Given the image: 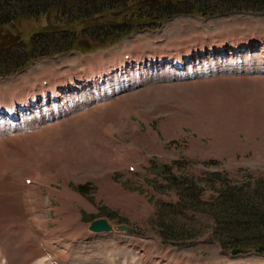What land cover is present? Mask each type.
<instances>
[{"label":"rangeland","instance_id":"rangeland-1","mask_svg":"<svg viewBox=\"0 0 264 264\" xmlns=\"http://www.w3.org/2000/svg\"><path fill=\"white\" fill-rule=\"evenodd\" d=\"M145 7L136 2L131 11L160 12ZM168 10L164 19L128 34L114 24L107 32L118 39L103 51L78 53L75 46L97 47L99 31L65 36L53 29L59 20L53 15L10 20L0 29L9 45L0 63L16 72L0 77L6 94H0V111L14 110L41 85L8 92L12 87L48 75L83 76L77 90L63 92L72 110L47 105L53 116L45 120L46 108L36 106L32 113L41 120L23 126L0 118V264H49L42 248L56 264H264V248L255 247H264V229L234 235L223 223L232 214L229 191L257 202L251 212H264V49L236 52L232 44L235 55L199 59V53L196 65L181 70L191 78L149 64L138 82L110 67L103 84L88 79L133 50L157 52L174 43L206 51L211 42L220 48L230 40L240 42L239 49L250 37H264V10L208 16ZM176 47L157 57L186 59ZM67 80L49 78L51 99L60 97L53 90H72L79 78ZM96 218L127 230L87 231Z\"/></svg>","mask_w":264,"mask_h":264},{"label":"trees","instance_id":"trees-1","mask_svg":"<svg viewBox=\"0 0 264 264\" xmlns=\"http://www.w3.org/2000/svg\"><path fill=\"white\" fill-rule=\"evenodd\" d=\"M136 2L146 6L145 8L150 11L160 12L151 13V15L149 13L145 15L135 14L131 8ZM169 7L174 8V12L208 16L212 11L216 14L243 10L263 11L264 0H0V29L10 20L37 17L40 14H45L48 17L53 15L59 19L56 24H53V29L63 31L65 36L85 35L86 33H95L93 30H98L99 34L94 38V43L97 47H101L118 39V37H113L111 32H107V29L110 30L114 24L122 25L124 29H127L124 33L128 34L129 31L156 19L157 21L164 19L172 13L168 10ZM110 10H112V19L105 20L104 14ZM0 32L2 31L0 30ZM4 45L6 46L4 47ZM8 46L4 40L1 41L0 39V58L7 59V55L4 56L3 54L8 51ZM49 52L50 50H45L38 55H46ZM4 66L3 62L0 63V70L2 69L3 73L14 72L12 68ZM225 199L228 202L227 206L232 210L231 218L227 222L226 220L223 222L229 226L227 227L229 232L234 233V235L246 231L257 235L261 234L259 231L262 230L261 227L264 229V212L262 214L251 212V205H255L257 202L250 197L235 194L233 191H229ZM240 216L252 218L242 223L243 218ZM213 217L220 221L219 213L214 212ZM255 247L264 248L260 243L256 244ZM234 250L240 249L235 248Z\"/></svg>","mask_w":264,"mask_h":264},{"label":"water","instance_id":"water-1","mask_svg":"<svg viewBox=\"0 0 264 264\" xmlns=\"http://www.w3.org/2000/svg\"><path fill=\"white\" fill-rule=\"evenodd\" d=\"M162 168H157L161 170ZM154 170V171H157ZM86 229L91 232H105L112 230H124L127 229L125 226H112L103 218H96L88 222Z\"/></svg>","mask_w":264,"mask_h":264},{"label":"bare ground","instance_id":"bare-ground-1","mask_svg":"<svg viewBox=\"0 0 264 264\" xmlns=\"http://www.w3.org/2000/svg\"><path fill=\"white\" fill-rule=\"evenodd\" d=\"M262 43H264V42H261V43L259 44V49L261 48ZM229 48H232V47L229 46ZM216 50L218 51V54H219L220 52H221V53L224 52V50H223V49H220V48H217ZM232 50H233V51H234V50H237L236 46H235ZM218 54H216V55H218ZM163 56H169V55H167V54H163L160 60H162V58H164ZM175 64H176V65H179V64H180V55L178 56V58L175 59Z\"/></svg>","mask_w":264,"mask_h":264}]
</instances>
